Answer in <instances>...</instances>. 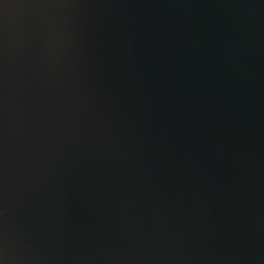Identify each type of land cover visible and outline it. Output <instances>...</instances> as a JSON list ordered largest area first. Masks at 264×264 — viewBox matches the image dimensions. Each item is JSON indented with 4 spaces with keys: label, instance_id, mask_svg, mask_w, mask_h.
<instances>
[{
    "label": "water",
    "instance_id": "95a60500",
    "mask_svg": "<svg viewBox=\"0 0 264 264\" xmlns=\"http://www.w3.org/2000/svg\"><path fill=\"white\" fill-rule=\"evenodd\" d=\"M0 264H264V0H0Z\"/></svg>",
    "mask_w": 264,
    "mask_h": 264
}]
</instances>
